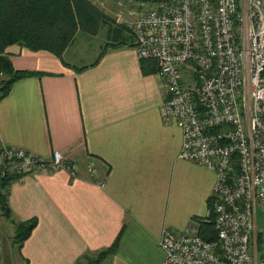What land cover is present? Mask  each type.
Returning a JSON list of instances; mask_svg holds the SVG:
<instances>
[{"label":"crops","instance_id":"obj_1","mask_svg":"<svg viewBox=\"0 0 264 264\" xmlns=\"http://www.w3.org/2000/svg\"><path fill=\"white\" fill-rule=\"evenodd\" d=\"M104 21L76 32L59 57L7 48L12 67L37 72L0 97V146L58 150L78 165L75 178L60 169L8 184L9 216H0L33 222L23 264H159L161 228L193 226L208 212L215 173L177 157L181 131L162 119V79L135 55L132 34ZM88 35L104 40L90 52Z\"/></svg>","mask_w":264,"mask_h":264},{"label":"built area","instance_id":"obj_2","mask_svg":"<svg viewBox=\"0 0 264 264\" xmlns=\"http://www.w3.org/2000/svg\"><path fill=\"white\" fill-rule=\"evenodd\" d=\"M134 1L129 17L117 19L138 59L157 61L162 119L181 131L177 157L215 173L217 239L205 240L195 225L164 226L159 264H264V243L256 244L264 234V0ZM182 65L195 82L182 78ZM63 157L0 146V193L8 175L61 169L77 177V163Z\"/></svg>","mask_w":264,"mask_h":264},{"label":"trees","instance_id":"obj_3","mask_svg":"<svg viewBox=\"0 0 264 264\" xmlns=\"http://www.w3.org/2000/svg\"><path fill=\"white\" fill-rule=\"evenodd\" d=\"M107 18L91 0H0V75L4 73V77L0 78L2 88L0 97L8 92L14 80L37 72L12 67L8 46L16 43L30 50L44 49L59 57L73 39L75 30L96 33L102 20ZM141 61L150 63L157 72L158 65L155 59L145 58ZM181 70L186 73L184 65L181 66ZM191 75L194 76L193 73ZM262 75L264 77V73ZM16 178L18 177L8 175L6 180ZM6 180L5 184L8 182ZM7 194L8 189L0 193V214L6 218L9 216ZM212 201L213 198L209 196L206 201L208 212L202 218L197 217L195 221L197 234L205 240L217 239V232L212 227L214 217ZM9 222L15 224L13 235L18 242L16 247L19 251V246L28 235L33 222L12 220ZM263 236L262 232L256 235L258 248L263 247ZM114 246L113 244L111 248Z\"/></svg>","mask_w":264,"mask_h":264},{"label":"rangeland","instance_id":"obj_4","mask_svg":"<svg viewBox=\"0 0 264 264\" xmlns=\"http://www.w3.org/2000/svg\"><path fill=\"white\" fill-rule=\"evenodd\" d=\"M134 2V0H93V3L96 4V6H98L99 9H101L107 15L108 18L103 23L107 24V27H109L110 30L115 29V26L117 25L123 26L124 23L119 21L117 18L129 17L127 14V10L132 7L129 4H134ZM105 27L106 26L101 27V29L99 30L100 34L98 36H104L106 30ZM121 29L123 30L125 38L127 39L128 32L130 33V31L123 27H121ZM78 31L80 30L74 31V36ZM88 36L91 37V40L88 42L89 52L93 51L96 48V43L98 44L100 40L101 42L104 41L101 37H98V39L94 38L95 35ZM78 37L81 38V36ZM80 43L81 41H75L73 43V46H71V49L75 48L76 51H82L83 53L86 46L84 48L82 47L81 49V46L79 45ZM1 77H4V73L0 75V78ZM182 78L187 80L186 82L189 83L195 82V79L192 77V75L186 74L183 71ZM1 90L2 88L0 85V92ZM5 221L4 218L0 216V264H23V260L20 259L21 257L16 247L18 245V242L16 241V238L13 235L15 230V224L13 225L8 221Z\"/></svg>","mask_w":264,"mask_h":264}]
</instances>
